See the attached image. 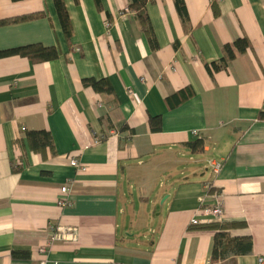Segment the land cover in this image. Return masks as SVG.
<instances>
[{"label": "crops", "instance_id": "0c3cea01", "mask_svg": "<svg viewBox=\"0 0 264 264\" xmlns=\"http://www.w3.org/2000/svg\"><path fill=\"white\" fill-rule=\"evenodd\" d=\"M63 3L70 39L53 0H0V22L33 16L0 27V50L59 52L44 63L0 59V264H264V0H183L185 20L175 0H153L154 49L128 0ZM238 39L247 52L214 71ZM84 79L108 80L111 94ZM186 88L191 98L168 102ZM34 131L49 133L52 149L32 152ZM197 141L201 152L188 147ZM210 163L222 164L218 176ZM216 192L223 221L245 224L231 235L252 249L211 263L214 232L199 229L211 222L199 212ZM53 226L73 239L38 254Z\"/></svg>", "mask_w": 264, "mask_h": 264}, {"label": "trees", "instance_id": "16d2710c", "mask_svg": "<svg viewBox=\"0 0 264 264\" xmlns=\"http://www.w3.org/2000/svg\"><path fill=\"white\" fill-rule=\"evenodd\" d=\"M20 1V0H14ZM56 8V12L63 30V33L67 39L71 38L72 30L69 17L64 6L63 0H53ZM128 10L136 18L141 30L146 35L151 48L156 47L155 39L152 34V29L150 26L149 18L147 15V5L153 0H128ZM175 7L179 15L186 19V10L183 0H175ZM213 9H216L213 5ZM33 16L24 17L17 19L15 21H1L0 27L6 26L13 22H22L32 19ZM249 49V43L246 39H238L234 42L232 46L226 45L223 48L224 57L220 61V65L213 64L212 68L214 71H219L226 67V65L232 61L236 53L244 54ZM21 57L29 60L31 63H44L52 61L59 56V52L55 47H44L40 44L27 45L22 47H17L9 50H0V59H5L9 57ZM83 85L92 88L96 93L102 95H110L112 88L106 79L94 80V79H84ZM193 96V92L186 88L179 91L177 94L172 96L168 102L172 104V100L175 105L181 104L182 102L188 100ZM260 122H264V112H260L258 116ZM150 128L152 132H159L161 128L160 118L151 119ZM132 135L134 132L130 131ZM27 143L30 150L34 153H43L47 149H52V141L49 133L46 131H34L27 134ZM188 147L194 152H201L203 149L202 142H195L188 145ZM54 227V226H53ZM56 227V226H55ZM245 227L244 223H225L222 221L211 222L204 224L199 229L209 230L214 232L213 237V248L210 256L211 263H217L224 261L227 257H236L247 255L251 252L252 241L249 237H234L231 235L232 230L240 229ZM11 256L13 259H24L26 258L20 251H12Z\"/></svg>", "mask_w": 264, "mask_h": 264}, {"label": "built area", "instance_id": "2783aa9c", "mask_svg": "<svg viewBox=\"0 0 264 264\" xmlns=\"http://www.w3.org/2000/svg\"><path fill=\"white\" fill-rule=\"evenodd\" d=\"M217 1V0H213ZM219 1V0H218ZM126 13V11H125ZM131 14V13H130ZM106 27H109L108 24H106ZM131 95V93H129ZM194 135H196L195 132H193ZM69 165L77 170H83V168L79 165V162L72 158L69 161ZM210 169L213 174V176H218L222 169V164L221 163H210ZM212 188V187H210ZM69 192V189L67 187H62L60 190L61 195L65 196ZM213 203L211 208L202 210L199 212L201 215L208 217V219L211 220V222H217V221H222L223 219V214H224V200H223V195L219 193H214L213 195ZM59 206L62 208H67L70 206V203L68 202L67 199H61L59 200ZM196 218V217H195ZM210 222V223H211ZM191 226H197L199 224V221L197 219H193L190 222ZM51 238L49 242L40 248L37 249L38 254H46L49 247L60 240H72L73 239V232L68 229H63L60 227H51ZM261 262V261H259ZM38 264H48L46 261H40Z\"/></svg>", "mask_w": 264, "mask_h": 264}, {"label": "rangeland", "instance_id": "374dc122", "mask_svg": "<svg viewBox=\"0 0 264 264\" xmlns=\"http://www.w3.org/2000/svg\"><path fill=\"white\" fill-rule=\"evenodd\" d=\"M126 14H130L131 12L128 10V8L125 9ZM132 14V13H131ZM154 200V198H153ZM148 211L152 214L153 213V205L149 206Z\"/></svg>", "mask_w": 264, "mask_h": 264}]
</instances>
